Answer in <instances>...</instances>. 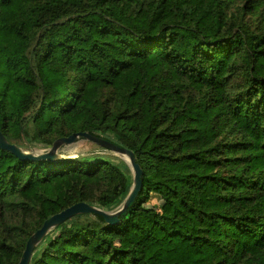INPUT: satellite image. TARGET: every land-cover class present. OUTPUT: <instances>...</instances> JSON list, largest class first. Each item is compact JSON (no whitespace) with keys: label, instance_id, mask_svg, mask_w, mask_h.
I'll list each match as a JSON object with an SVG mask.
<instances>
[{"label":"trees","instance_id":"trees-1","mask_svg":"<svg viewBox=\"0 0 264 264\" xmlns=\"http://www.w3.org/2000/svg\"><path fill=\"white\" fill-rule=\"evenodd\" d=\"M0 130L24 150L94 133L143 170L118 224L76 216L30 264H264V0H0ZM132 184L118 157L0 148V264Z\"/></svg>","mask_w":264,"mask_h":264},{"label":"water","instance_id":"water-1","mask_svg":"<svg viewBox=\"0 0 264 264\" xmlns=\"http://www.w3.org/2000/svg\"><path fill=\"white\" fill-rule=\"evenodd\" d=\"M80 140H87L101 147L103 150H106L111 154L119 157L128 165L133 178V184L130 192L123 203L111 211H105L87 202H80L49 217L44 222L43 226L29 238L19 264H30L35 250L44 241V239L52 234L60 225L66 223L76 216L90 215L94 218L96 217L103 219L105 223L109 225L118 224L120 220L129 213L143 188V170L138 163L134 153L131 150H128L123 146L117 144L116 142L109 140L103 136L90 132L74 133L68 137H63L56 140L50 149H48L46 152L40 153L27 152L19 146L10 143L0 130V148L9 151L22 160L55 161L58 159L70 158L62 157V155L60 154L61 150L64 147L76 144Z\"/></svg>","mask_w":264,"mask_h":264},{"label":"rangeland","instance_id":"rangeland-1","mask_svg":"<svg viewBox=\"0 0 264 264\" xmlns=\"http://www.w3.org/2000/svg\"><path fill=\"white\" fill-rule=\"evenodd\" d=\"M53 145V144H52ZM52 145H48L45 147H37V148H31L28 150H25L27 152H46L48 149L52 147ZM60 154L62 157H70V158H76L78 156H89V155H109L117 157L110 152L103 150L102 148H99V146L87 141V140H80L74 145L64 147ZM119 158V157H118ZM147 206L151 208H155L159 211H164L167 208L166 203L162 200V198L156 194H152L150 202L147 204Z\"/></svg>","mask_w":264,"mask_h":264}]
</instances>
